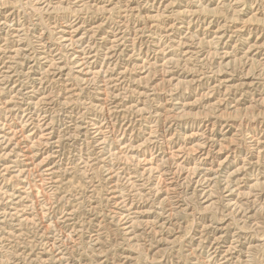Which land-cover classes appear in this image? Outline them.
Instances as JSON below:
<instances>
[{"label":"rangeland","instance_id":"1","mask_svg":"<svg viewBox=\"0 0 264 264\" xmlns=\"http://www.w3.org/2000/svg\"><path fill=\"white\" fill-rule=\"evenodd\" d=\"M0 19V264H264V0H0Z\"/></svg>","mask_w":264,"mask_h":264},{"label":"bare ground","instance_id":"2","mask_svg":"<svg viewBox=\"0 0 264 264\" xmlns=\"http://www.w3.org/2000/svg\"><path fill=\"white\" fill-rule=\"evenodd\" d=\"M80 2V1H79ZM80 4V3H79ZM78 4V5H79ZM41 6V5H40ZM163 8H165V7H163ZM191 10V9H190ZM187 12V11H186ZM7 15V14H6ZM10 17V16H9ZM11 18V17H10ZM183 18V17H182ZM191 18V17H190ZM1 20V19H0ZM179 20V19H178ZM11 21V20H10ZM179 21H181V20H179ZM14 22V21H13ZM76 22V21H75ZM67 23V22H66ZM182 23V22H181ZM8 24V23H7ZM183 25V24H182ZM178 26H180V25H178ZM188 26V25H187ZM59 27V26H58ZM70 27V26H69ZM13 28V27H12ZM2 29V28H1ZM20 29V28H19ZM183 29V28H182ZM66 31V30H65ZM68 31H69V29H68ZM170 32V31H169ZM176 32V31H175ZM187 32V31H186ZM17 33V32H16ZM22 33V32H21ZM20 33V34H21ZM86 34V33H85ZM176 34V33H175ZM80 35V34H79ZM94 35V34H93ZM150 35V34H149ZM190 35V34H189ZM189 35H186V36H189ZM2 36V35H1ZM83 36V35H82ZM218 36V35H217ZM180 37H182V36H180ZM219 37V36H218ZM229 37V36H228ZM78 38V37H77ZM65 39V38H64ZM67 39V38H66ZM171 39V38H170ZM179 39V38H178ZM4 40V39H3ZM20 40V39H19ZM60 40H62V39H60ZM112 40V39H111ZM172 40V39H171ZM174 40V39H173ZM69 41V40H68ZM108 41V40H107ZM178 41H180V40H178ZM214 41V40H213ZM2 42V41H1ZM87 42V41H86ZM100 42V41H99ZM106 43V42H105ZM108 43V42H107ZM110 43V42H109ZM156 43V42H155ZM17 44V43H16ZM39 44V43H38ZM116 44V43H115ZM125 44V43H124ZM108 45V44H107ZM85 46V45H84ZM18 47V46H17ZM121 47V46H120ZM163 47V46H162ZM172 47H174L173 45H172ZM189 47V46H188ZM87 48V47H86ZM154 49V48H153ZM160 49V48H159ZM80 50H81V48H80ZM156 51V50H155ZM72 52V51H71ZM95 52V51H94ZM153 52V51H152ZM157 52V51H156ZM165 52V51H164ZM101 53V52H100ZM139 53V52H138ZM142 53V52H141ZM70 54V53H69ZM185 54V53H184ZM74 55V54H73ZM152 55V54H151ZM171 55V54H170ZM43 56V55H42ZM75 56V55H74ZM84 56V55H83ZM103 56V55H102ZM153 56V55H152ZM77 58H78V60L79 59H82V57H80V55L78 56H76ZM99 57V56H98ZM149 57V56H148ZM52 58V57H51ZM163 58V57H162ZM86 59V58H85ZM104 59V58H103ZM83 60V59H82ZM59 61V60H58ZM83 63L84 62H80L79 63V65L80 64H82L83 65ZM86 63V62H85ZM150 63V62H149ZM9 64V63H8ZM45 64V63H44ZM48 64V63H47ZM76 64V63H75ZM10 65V64H9ZM58 65V64H57ZM65 65V64H64ZM78 65V66H79ZM89 66V65H88ZM46 68V67H45ZM2 69V68H1ZM87 69H89V68H87ZM36 70V69H35ZM44 71V70H43ZM90 71V70H89ZM120 71H122V70H120ZM38 72V71H37ZM66 73V72H65ZM82 73V72H81ZM118 73H119V71H118ZM117 73V74H118ZM59 75V74H58ZM41 76V75H40ZM4 77V76H3ZM33 77V76H32ZM80 77V76H79ZM108 77V76H107ZM13 81V80H12ZM34 81V80H33ZM116 81V80H115ZM37 82V81H36ZM11 83V82H10ZM113 85V84H112ZM109 86V85H108ZM105 87V86H104ZM17 89V88H16ZM97 89V88H96ZM35 90V89H34ZM15 91V90H14ZM17 91V90H16ZM23 90L22 89H19V91H18V94H20V95H22V99H24V97H25V95H28V94H31V93H29V92H31V91H24V93H21ZM35 93V92H34ZM43 94V93H42ZM44 95V94H43ZM39 97V96H38ZM27 99H28V97H27ZM12 100V99H11ZM15 100V99H14ZM5 101H7V100H5ZM38 101H40V100H38ZM37 101V102H38ZM37 102H35L34 101V99H30V100H28L27 101V106H28V108L30 109V106H32L33 104L35 105ZM24 103V102H23ZM26 103V102H25ZM4 104V103H3ZM5 105V104H4ZM25 106V105H24ZM12 107H13V105H12ZM48 107V106H47ZM4 108H6V107H4ZM7 108H8V106H7ZM10 108V107H9ZM15 108V107H14ZM22 109V108H21ZM19 110V109H18ZM40 110V109H39ZM21 112V111H20ZM156 113V112H155ZM37 114V113H36ZM158 114V113H157ZM8 115V114H7ZM15 115V114H14ZM13 115V116H14ZM19 115V114H18ZM33 115H35V114H33V113H25L24 115H23V118H26V123L29 125V124H33L34 126L33 127H35L36 129H39L40 131H41V135H39V136H41L42 138H44V139H46V140H49L50 139V136H51V132H49L48 130H49V126H50V124H48L47 123V120H46V118L44 117V116H42V117H40V120H39V122H37V123H35V122H33L32 121V117H33ZM38 116V115H37ZM12 118V117H11ZM35 119H36V117H35ZM38 119V118H37ZM9 120V119H8ZM16 121V120H15ZM17 122V121H16ZM108 122V121H107ZM4 123H7V122H4ZM6 125H8V124H6ZM10 128V127H9ZM25 128V127H24ZM29 128V127H28ZM22 129V128H21ZM51 129V128H50ZM2 130V129H1ZM13 130V129H12ZM16 130V129H15ZM27 130V129H26ZM31 130V129H30ZM101 131V130H100ZM35 132L33 131L31 134H34ZM40 133V132H39ZM9 132H4V131H0V140L1 141H3V140H5V139H7L8 138V136H9ZM27 134V133H26ZM25 134V135H26ZM61 134V133H60ZM18 136V135H17ZM56 136V135H55ZM54 136V137H55ZM101 137V136H100ZM101 140V139H100ZM264 140V139H263ZM18 141V140H17ZM55 141V140H54ZM14 142V141H13ZM185 143V142H184ZM19 144H20V142H19ZM183 144V143H182ZM15 145V144H14ZM51 145V144H50ZM201 145V144H200ZM22 146V145H21ZM202 146V145H201ZM34 148V147H33ZM186 148V147H185ZM10 150V149H9ZM177 150V149H176ZM172 151H173V149H172ZM28 151H24V156H27V153ZM17 153V152H16ZM38 153V152H37ZM177 153V152H176ZM186 153H188V152H186ZM194 153V152H193ZM1 154V153H0ZM206 154V153H205ZM14 155V154H13ZM185 155V154H184ZM18 156V155H17ZM29 156H30V154H29ZM205 156V155H204ZM201 157V156H200ZM12 158H13V156H12ZM22 158V157H21ZM26 158V157H25ZM28 158V157H27ZM17 159H19V158H17ZM13 160H14V158H13ZM32 160V159H31ZM30 161V160H29ZM181 161V160H180ZM205 161V160H204ZM203 161V162H204ZM28 162V161H27ZM19 163V162H18ZM190 163V162H189ZM188 163V164H189ZM202 164V163H201ZM182 165V164H181ZM16 166V165H15ZM183 166V165H182ZM51 167V166H50ZM30 168V167H29ZM33 168V167H32ZM110 168V167H109ZM168 168V167H167ZM188 168V167H187ZM213 168V167H212ZM15 169V168H14ZM24 169H26V168H24ZM41 170H42V168H40ZM21 170V169H20ZM46 170H48V169H45V171ZM192 170V169H191ZM212 170V169H211ZM55 171V170H54ZM119 171V170H118ZM194 171V170H193ZM18 172V171H17ZM40 172V171H39ZM44 172V171H43ZM51 172V171H50ZM219 172V171H218ZM42 173V172H41ZM36 174V173H35ZM115 174V173H114ZM179 174H180V172H179ZM23 175V174H22ZM46 175H48V176H52L51 175V173H48V172H45L44 174H42V177L44 178ZM216 175V174H215ZM221 175V174H220ZM171 176V175H170ZM184 176V175H183ZM191 176V175H190ZM168 177V176H167ZM213 177V176H212ZM174 178V177H173ZM36 179V178H35ZM52 179V178H51ZM50 180V179H49ZM195 180V179H194ZM43 181H45V180H43ZM169 181V180H168ZM167 181V182H168ZM177 181V180H176ZM183 181V180H182ZM189 181V180H188ZM199 181V180H198ZM214 181V180H213ZM212 181V182H213ZM41 182V181H40ZM47 182H49L48 180H47ZM201 182H203L202 180H201ZM216 183V182H215ZM23 184V183H22ZM176 184V183H175ZM212 184V183H211ZM48 185V184H47ZM206 185V184H205ZM35 186V185H34ZM37 186V185H36ZM204 186V185H203ZM38 187V186H37ZM43 188V187H42ZM206 188V187H205ZM204 188V189H205ZM203 189V188H202ZM17 190V189H16ZM207 190V189H206ZM202 191V190H201ZM228 191V190H227ZM8 192V191H7ZM6 192V193H7ZM19 193V192H18ZM118 193V192H117ZM15 194V193H14ZM119 194V193H118ZM26 195V194H25ZM116 196V195H115ZM24 197V196H23ZM113 198V197H112ZM17 199V198H16ZM19 199V198H18ZM125 199V198H124ZM25 200V199H24ZM23 200V201H24ZM113 200V199H112ZM114 201V200H113ZM131 201V200H130ZM15 202V201H14ZM30 202V201H29ZM118 202V201H117ZM123 202V201H122ZM22 203V202H21ZM45 203V202H44ZM124 203V202H123ZM24 204V203H23ZM26 205V204H25ZM30 205V204H29ZM115 206V205H114ZM14 207V206H13ZM125 208V207H124ZM3 209V208H2ZM17 209V208H16ZM13 210V209H12ZM8 211V210H7ZM31 211V210H30ZM1 212V211H0ZM11 212H13V211H11ZM131 212V211H130ZM124 215V214H123ZM121 217V216H120ZM130 217V216H129ZM24 218V217H23ZM125 219V218H124ZM2 220V219H1ZM1 222V221H0ZM121 223H122V221H121ZM129 225V224H128ZM1 226V225H0ZM10 229V228H9ZM47 229V228H46ZM123 229V228H122ZM129 229V228H128ZM14 231V230H13ZM64 231V230H63ZM47 235V234H46ZM52 236V235H51ZM46 242H48V241H46ZM48 244H49V242H48ZM52 245V244H51ZM225 246V245H224ZM223 247V246H222ZM223 250V249H222ZM224 252V251H223ZM233 252V251H232ZM219 254V253H218ZM57 256V255H56ZM70 258V257H69ZM215 258V257H214ZM217 258V257H216ZM10 261V260H9ZM228 261V260H227ZM230 262H231V260H230Z\"/></svg>","mask_w":264,"mask_h":264}]
</instances>
